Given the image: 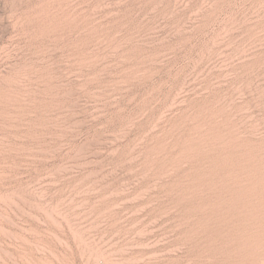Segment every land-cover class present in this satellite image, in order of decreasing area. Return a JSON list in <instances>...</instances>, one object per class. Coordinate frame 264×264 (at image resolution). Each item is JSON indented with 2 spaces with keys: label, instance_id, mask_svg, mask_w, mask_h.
Listing matches in <instances>:
<instances>
[{
  "label": "rangeland",
  "instance_id": "1",
  "mask_svg": "<svg viewBox=\"0 0 264 264\" xmlns=\"http://www.w3.org/2000/svg\"><path fill=\"white\" fill-rule=\"evenodd\" d=\"M0 264H264V0H0Z\"/></svg>",
  "mask_w": 264,
  "mask_h": 264
}]
</instances>
